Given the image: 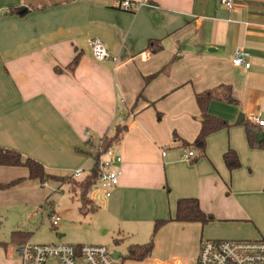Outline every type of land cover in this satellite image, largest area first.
<instances>
[{
	"label": "crops",
	"instance_id": "obj_1",
	"mask_svg": "<svg viewBox=\"0 0 264 264\" xmlns=\"http://www.w3.org/2000/svg\"><path fill=\"white\" fill-rule=\"evenodd\" d=\"M121 1L0 0V147L72 172L95 166L96 151L120 132L110 144L122 157L119 184L109 196L98 182L88 192L109 225L149 227L194 197L213 219L164 223L169 251L197 256L207 238H264V148L250 144L246 125L264 119V0H234L231 9L218 0H130L140 4L134 11ZM95 37L111 59L93 57ZM238 47L250 67L233 63ZM223 85L231 101L213 98L208 111L229 125L201 153L192 145L202 125L196 95ZM229 150L239 167L228 168ZM24 175L0 165V183ZM153 262L183 261L165 252Z\"/></svg>",
	"mask_w": 264,
	"mask_h": 264
},
{
	"label": "rangeland",
	"instance_id": "obj_2",
	"mask_svg": "<svg viewBox=\"0 0 264 264\" xmlns=\"http://www.w3.org/2000/svg\"><path fill=\"white\" fill-rule=\"evenodd\" d=\"M93 167L94 160L92 159V162L89 160L85 165H82L84 171L76 178L84 179ZM18 168L21 171H27V175L18 176L17 178H23L20 182L0 189V243L2 244L0 245V264H11V261L14 263L17 260L16 242L12 240V232L16 230L32 232L30 236L32 243L63 242L105 245L121 264H154V258L163 256L165 252H168L169 260L172 263L177 261L188 262V264L197 263L199 253L197 256H193L189 249L184 253L176 250L177 248L169 251L167 239L172 234V229L162 227L154 233L157 220L149 227H137L136 229L129 227L131 230L119 228L113 221L109 225L107 216L100 209H95L88 214L80 211L79 193L82 190L74 182L72 184L70 179L59 177L60 181L66 182L62 183L50 178L47 182L41 183L39 179L29 178L26 166H18ZM47 172L56 176L72 174L71 169L63 171L50 169ZM70 187L76 191H72ZM52 210L61 217L56 226H53L49 219ZM152 237L154 238V248L148 257L141 260L129 257L132 245L147 243ZM261 237L263 236L250 239ZM116 253L119 254L118 257L115 256ZM151 255L153 259L149 261L148 258Z\"/></svg>",
	"mask_w": 264,
	"mask_h": 264
},
{
	"label": "built area",
	"instance_id": "obj_3",
	"mask_svg": "<svg viewBox=\"0 0 264 264\" xmlns=\"http://www.w3.org/2000/svg\"><path fill=\"white\" fill-rule=\"evenodd\" d=\"M223 6L231 9L234 0H218ZM140 4L130 0H122L120 8L134 11ZM93 57L99 61L111 59V55L101 38L89 41ZM144 55V54H143ZM116 59V58H115ZM232 61L235 65L250 67V53L242 47L235 49ZM254 123L264 126V119L258 115L251 117ZM88 134V131H86ZM189 151L185 157L191 156ZM94 157L98 160L100 187L109 196L112 189L120 182L123 173L120 164L122 157L113 148L101 146ZM84 169L79 167L72 176H79ZM49 219L53 226L59 224L61 217L51 211ZM19 264H121L105 245H82L70 243H32L25 241L15 246ZM177 264H188L179 262ZM196 264H264V238L259 239H204Z\"/></svg>",
	"mask_w": 264,
	"mask_h": 264
},
{
	"label": "trees",
	"instance_id": "obj_4",
	"mask_svg": "<svg viewBox=\"0 0 264 264\" xmlns=\"http://www.w3.org/2000/svg\"><path fill=\"white\" fill-rule=\"evenodd\" d=\"M161 48L159 44L154 51H157ZM78 63V56L68 66L73 69L74 66ZM59 71V69H57ZM152 76L146 77L145 81L148 82ZM232 96V90L229 86H220V88L210 89L196 95L197 103L201 109L202 113V125L201 129L193 141L192 145L199 149L201 153L205 152L206 139L207 136L220 128L227 127L229 123L218 116L210 114L208 111L209 101L213 98H217L223 101L230 102ZM247 135L248 140L252 146H258L264 148V130L261 128L262 125L247 123ZM117 132L111 140H107L106 146H109L113 140H116L118 137ZM225 162L229 169H234L239 167L240 160L238 154L234 150H229L224 155ZM0 165L3 166H26L29 170V178L39 179L41 183L47 182L48 179H58L59 177L47 172L45 166L38 160L32 157H23L21 152L15 149L0 147ZM99 166L98 160L95 159V166L90 171L89 175L81 181H77L74 177H70V182L80 187L82 192H80V211L84 214L93 212L96 209V205L93 200L88 196L89 190L94 184L99 180ZM63 178V177H60ZM23 178H17L7 183H0V189L8 188L11 185H14L20 182ZM213 219V216L205 213L199 206V201L194 197H185L180 198L177 203L176 214L174 217L168 219H158L155 223L154 233L167 221L177 220V221H200L202 223H207ZM32 232L26 230H16L12 232V240L17 244L27 241ZM154 236V234H153ZM0 245H2L0 243ZM154 248V238L144 244H135L132 245L130 249L129 257L133 259H144L148 257Z\"/></svg>",
	"mask_w": 264,
	"mask_h": 264
}]
</instances>
